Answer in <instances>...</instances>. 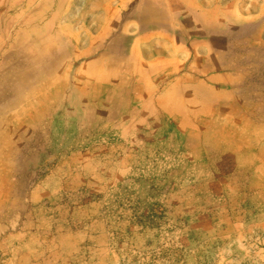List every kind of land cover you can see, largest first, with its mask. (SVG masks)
Returning a JSON list of instances; mask_svg holds the SVG:
<instances>
[{
  "label": "rangeland",
  "instance_id": "rangeland-1",
  "mask_svg": "<svg viewBox=\"0 0 264 264\" xmlns=\"http://www.w3.org/2000/svg\"><path fill=\"white\" fill-rule=\"evenodd\" d=\"M0 264H264V0H0Z\"/></svg>",
  "mask_w": 264,
  "mask_h": 264
},
{
  "label": "crops",
  "instance_id": "crops-1",
  "mask_svg": "<svg viewBox=\"0 0 264 264\" xmlns=\"http://www.w3.org/2000/svg\"><path fill=\"white\" fill-rule=\"evenodd\" d=\"M138 49L135 51V58L130 56L129 65L116 62L117 58L121 61V55L119 54L114 56V64L105 69L106 79L109 75H113L111 81H109L110 78L108 82L103 80V84L112 85V95H142L144 98H148L145 95H152L149 98H154V100L161 99V95H201L199 77L184 83V77L178 76L179 65L175 55L170 57L173 63L171 69L166 66L158 69L155 67L154 69L153 64L157 63L150 60L146 50H144L145 46L141 50L142 55L137 54ZM124 57L127 59V56ZM161 58L164 59L163 56ZM133 62L135 63L134 65ZM89 75H93V73L90 72ZM51 79L49 82V95L51 97L61 95L62 88L65 90V95H71L70 90L67 89L66 82L63 86L57 84V82L54 84ZM190 84L196 85L197 88L190 87ZM94 93L96 94V92Z\"/></svg>",
  "mask_w": 264,
  "mask_h": 264
}]
</instances>
